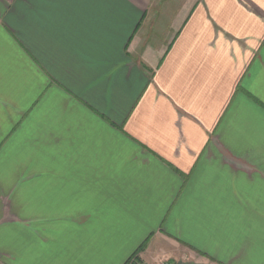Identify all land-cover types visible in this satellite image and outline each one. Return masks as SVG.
I'll return each instance as SVG.
<instances>
[{
  "label": "crops",
  "instance_id": "obj_1",
  "mask_svg": "<svg viewBox=\"0 0 264 264\" xmlns=\"http://www.w3.org/2000/svg\"><path fill=\"white\" fill-rule=\"evenodd\" d=\"M129 262L264 264V0H0V264Z\"/></svg>",
  "mask_w": 264,
  "mask_h": 264
},
{
  "label": "trees",
  "instance_id": "obj_2",
  "mask_svg": "<svg viewBox=\"0 0 264 264\" xmlns=\"http://www.w3.org/2000/svg\"><path fill=\"white\" fill-rule=\"evenodd\" d=\"M136 259H137V258L133 257V259H131V262H132L133 260L135 261ZM129 264H130V262H129Z\"/></svg>",
  "mask_w": 264,
  "mask_h": 264
},
{
  "label": "rangeland",
  "instance_id": "obj_3",
  "mask_svg": "<svg viewBox=\"0 0 264 264\" xmlns=\"http://www.w3.org/2000/svg\"><path fill=\"white\" fill-rule=\"evenodd\" d=\"M132 263V262H131ZM166 264H169L168 262H165Z\"/></svg>",
  "mask_w": 264,
  "mask_h": 264
},
{
  "label": "built area",
  "instance_id": "obj_4",
  "mask_svg": "<svg viewBox=\"0 0 264 264\" xmlns=\"http://www.w3.org/2000/svg\"><path fill=\"white\" fill-rule=\"evenodd\" d=\"M162 264H166V263H162Z\"/></svg>",
  "mask_w": 264,
  "mask_h": 264
}]
</instances>
